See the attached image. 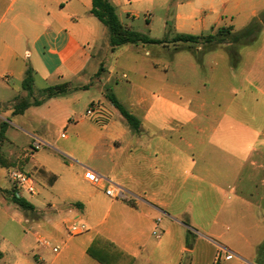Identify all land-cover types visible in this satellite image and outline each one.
Here are the masks:
<instances>
[{
    "label": "crops",
    "instance_id": "crops-1",
    "mask_svg": "<svg viewBox=\"0 0 264 264\" xmlns=\"http://www.w3.org/2000/svg\"><path fill=\"white\" fill-rule=\"evenodd\" d=\"M217 1L222 6L229 0ZM174 7L173 27L178 34L201 35L223 26L225 21L233 23V32L244 34L250 27L249 35L258 34L247 46L249 50L253 48L252 54L241 58L236 64L239 70L235 72L232 67L230 74L233 77L244 69V81L258 92L254 102L263 106L264 23L258 17L264 14V5L253 8L241 30L235 25L238 14L229 8L223 13L218 12L216 0H179ZM91 9L92 0H0V85L1 89L17 94L10 101L3 91L0 92V121L7 124L0 143V156L7 165L9 177L13 170L24 172L31 161V157H11L1 152L6 142L11 143L7 137L11 127L37 139L35 130L25 127L26 116L30 111L35 115L42 108L61 111L74 127L84 124L87 122L85 117L77 121L70 118L73 116L70 107L73 98L78 92L94 86V80L106 86L111 82L107 69L105 77L100 78L94 76L97 70L88 71L94 59L92 50L96 48L101 32V22ZM255 21L259 27L251 28ZM128 46L138 47H123ZM102 49L101 46L99 50ZM152 66L157 68L158 63L152 61ZM29 68L33 75L31 102L42 90L53 85L69 83L71 91L47 98L39 105L32 104L22 114H15L13 106L17 99L28 96L23 80ZM84 78L86 83H81ZM133 88L138 94L130 101L129 111L142 119H139L138 132L112 121L110 112L107 114L101 104L107 100L106 93H102L101 99L90 101L98 115L86 128L89 137L94 139L109 132L114 143L112 153L119 152V155L101 158L107 159L109 165L111 180L108 181L121 188L124 195L107 196L105 190L109 184L91 185L84 178L86 170L79 176L70 173L67 186L60 192L57 187L60 176L52 170V162L47 158L41 164H33L31 169L50 185L49 190L37 184V192L31 195L15 182L11 190L0 187L8 201L7 209L0 204V264H180L179 257L183 253L189 255L186 264H213L218 253L222 255V264H264V259L257 253L264 235L256 237L258 230L237 234L245 242L260 241L255 248L256 244L252 245L254 250L249 253L248 249L230 240L225 243L224 233L220 231L227 223V216L236 217L235 205L249 202L248 198L253 194L248 192L253 188H261L257 200L264 202V125L254 131L255 128L241 119L236 125L228 123L238 127V140L234 143L241 145L244 137L253 135L252 143H246L245 149L241 147L240 153L221 148L232 157H195L190 154L194 149L191 142L197 135L201 144L204 128L198 122L197 114L181 102V94L175 93L173 86L170 91L167 77L161 75L150 79L135 75ZM202 108L203 105H199L200 111ZM234 111L236 119L247 113L248 108ZM10 116L13 118L8 124L6 120ZM251 118L256 119L255 115ZM62 137L68 135L62 134ZM123 143H127L125 148L130 151L129 157H119ZM252 152H255L253 157ZM71 160L69 168L78 163ZM235 164L236 168L232 167ZM184 168L189 169L188 174L180 180L179 174ZM20 188L24 190L23 194L19 192ZM13 192L33 208L21 209L11 199ZM218 199L222 202L211 217L206 219L201 211L198 213L202 208L204 214L207 209L211 210V205H217ZM58 203L63 204L59 207ZM9 208L19 220L11 217ZM78 225H85L86 230L72 233L71 228ZM157 229L161 231L160 235L155 234ZM56 247L58 251L54 252ZM202 254L205 259L199 261L197 258Z\"/></svg>",
    "mask_w": 264,
    "mask_h": 264
},
{
    "label": "rangeland",
    "instance_id": "rangeland-1",
    "mask_svg": "<svg viewBox=\"0 0 264 264\" xmlns=\"http://www.w3.org/2000/svg\"><path fill=\"white\" fill-rule=\"evenodd\" d=\"M109 1L116 7V13L125 27H130L132 30L149 37L165 40L167 41V46L161 48L155 44H139L138 47H123L114 52L110 50L111 47L109 48L110 45L107 41L109 34L106 28L98 22L100 23L101 31L100 35H98L99 39H97L98 48L96 46L92 50L94 59L88 71L95 72L97 70L94 76L95 78H100V76L105 77V69H107L110 72L111 82L106 86L103 82H96L93 78L96 84L91 86L89 90L78 92L73 98L74 100L70 104L73 116L70 118H74L77 121L85 117L87 122L74 127L72 122H69L67 119L65 120V116L61 111L52 112L46 111V108H42L35 115L30 111L26 116L27 122L25 127L30 130H35L37 139L33 140L26 132L16 127H11L7 133V137L11 143L6 142L1 152L5 156L31 157V161L24 168V172L32 176L38 184V187L44 186L47 190L50 189V185L46 184L38 172L31 169L33 164H41L47 158L52 162V170L56 172L57 176H60L57 186L59 190L61 189L60 192L64 191L63 187L65 188L67 186V176L70 173L79 176L86 168L92 169L96 173L111 180L108 176L109 165L107 159L101 157H118L119 152L113 155L112 147H114V143L109 136V132L103 134L101 137L97 136V139L89 137L86 128L88 123L90 121L93 122L98 114L96 110L93 111L92 115H88L87 112L88 110H93L91 100L96 101L101 99L103 97L102 93L109 91L114 93L122 101L124 106L130 110V101L135 99L136 94H138L137 90L133 88L135 75H145L150 79L164 75L169 81L170 91L173 86V91L181 94V102L184 106L188 105L187 107L197 114L198 122L201 123L204 132L201 134L200 145V138L197 135L195 141L191 142L194 145V149L190 152L191 155L194 154L195 157H232L221 148L235 152L238 150L240 153L241 147L245 149L246 143L249 142L251 144L253 135L251 137H244L243 142H240L241 145L237 142L234 143L238 140V137H236L238 127L228 123L232 122L236 125L241 119L245 124L250 125L252 129L255 128L254 131H257L264 125V105L261 106L254 102L253 98L258 95V92L244 81V66H240L243 69L241 74H233L232 77L230 73L232 72V67L235 68V72L239 70V65L237 66L236 64L241 58L252 54L253 48L249 50L248 47L256 40L258 34L256 32L250 35L249 33L233 32V23L231 21H225L223 26L212 29L211 32L201 34L204 36L210 34L215 35L216 39L210 43L202 41L193 46L185 43H173L172 40L178 34L173 27L175 21L174 6L179 0ZM216 2L218 3V12L222 11L223 13L224 9L229 8L238 14L236 15L237 20L235 21L237 30L243 29L248 20L247 16L250 15L255 6L262 8L264 5V0H229L226 5L224 4L222 6L221 2L217 0ZM258 18L264 23V14ZM220 29L224 32L221 35L218 34ZM227 30L230 33H227ZM217 40H220V42H217ZM101 46L103 49L99 50ZM243 47H247V49L243 50ZM147 51L149 52L148 54L146 53ZM152 61L158 63L157 68H153ZM81 83H86V79L84 78ZM1 91L4 92L5 97L10 101L17 96L12 90L5 91L1 89L0 85ZM235 94L237 95L235 96ZM41 98L39 94L34 99L40 100ZM104 101L101 104L107 114L110 112L112 121L121 125V127H128L129 125L122 118L119 111L108 100ZM199 105H203L201 111ZM241 108L244 110L248 108V112L241 114L240 117L237 116L235 119L234 110H241ZM253 115L256 117L255 120L251 118ZM12 118L10 116L6 122L8 124L12 122ZM139 119L142 120L141 118ZM2 123L0 121V129ZM190 131L193 133L192 128ZM62 134L68 135V137L63 138ZM190 137H193V135H190ZM173 138L175 137L173 136ZM94 140H97V142H93ZM34 141H38L41 144V148L36 151H31V146ZM126 144L123 143V152L119 157H129L130 151L125 148ZM183 145L182 147L185 148V144ZM254 146L256 147L257 144H254ZM254 153L252 152L251 157H253ZM262 157H264V153H262ZM70 158L78 162L72 168L68 167L72 161ZM204 162L202 161V163ZM232 167L236 168V164L234 166L232 165ZM188 170V168H184L182 173L180 172V180L186 178ZM183 171H186V173L183 174ZM13 185L14 182L8 176V169L0 164V187L11 190ZM20 189L19 192L23 194L24 190L22 188ZM249 193L253 194L248 198L249 202L235 205L236 217L233 219V217L227 216L226 225L224 224L225 226L220 228V231L224 233L223 241L225 243H228V240H230V242L239 245L241 248L248 249V253L249 251L252 252L260 241H258L259 243L249 240L245 242L237 234L241 231L246 232V230L247 234L258 230L256 237L260 238L264 235V202H258L257 200V195L261 193V188H253ZM217 202L218 204H212L211 210L207 209L205 214L204 208L200 209L198 213L201 211L206 219L207 217H211L222 200L218 199ZM0 204L4 209H7L8 201L3 197L1 191ZM62 204L58 203V206L60 207ZM10 207L13 206L11 205ZM8 212L11 214V217L15 218L12 215L13 211L11 209ZM193 212L195 214V211ZM222 215H224L223 212L221 214L223 218ZM19 217H22V215ZM15 220H19V218L16 217ZM255 222L257 223V227L254 225ZM251 227L253 229L248 230ZM187 232L188 235H191L190 230H187ZM155 233L156 235H160L161 231L157 229ZM191 239V236H189L190 241ZM184 245L188 246V243ZM252 245H254V248ZM171 248H173V245H171ZM257 253L263 260V250L261 251L259 248ZM203 255L197 259L199 261L202 259L203 261L205 259ZM216 257L222 258V255L218 253ZM188 261V254L183 253L180 255V264H186ZM220 262L223 261L221 260ZM216 263H219L217 258H215L213 264Z\"/></svg>",
    "mask_w": 264,
    "mask_h": 264
},
{
    "label": "trees",
    "instance_id": "trees-1",
    "mask_svg": "<svg viewBox=\"0 0 264 264\" xmlns=\"http://www.w3.org/2000/svg\"><path fill=\"white\" fill-rule=\"evenodd\" d=\"M91 13L107 28L109 34V45L112 51L126 46V45H139V44H166L167 41L154 39L145 34L132 30V28L125 27L120 21L116 8L113 6L109 0H92ZM258 21L253 22L250 26L256 27ZM250 29V27H249ZM249 29L245 30V34L248 33ZM222 29L218 32L221 35ZM224 33V32H223ZM222 37V36H221ZM216 39L215 35H192V34H177L172 40L173 43H185L190 46L197 45L204 41L205 43H210ZM222 39V38H221ZM220 42V40H217ZM33 87V75L32 70L29 68L25 73L23 80V88L28 92V96L25 98H18L13 106V111L15 114H22L29 106L32 104L39 105L43 100L47 98H52L60 95H65L71 91L69 83H61L57 85L50 86L40 92L41 99H35L33 102L30 100ZM109 91V90H108ZM107 100L116 108L121 116L125 119L130 129L133 132H138L140 130V120L133 115L111 92L106 93ZM7 127L6 123H2L0 129V143L4 139V132ZM0 164L7 166L3 158L0 156ZM12 201L18 205L21 209L27 210L32 209V205L28 203L25 199L17 196L16 192L11 195ZM260 250L264 252V243L259 247Z\"/></svg>",
    "mask_w": 264,
    "mask_h": 264
},
{
    "label": "built area",
    "instance_id": "built-area-1",
    "mask_svg": "<svg viewBox=\"0 0 264 264\" xmlns=\"http://www.w3.org/2000/svg\"><path fill=\"white\" fill-rule=\"evenodd\" d=\"M88 115H91L93 113V110H88ZM64 136V135H63ZM41 148V144L38 141H34L32 146H31V151H36ZM10 179L17 183L19 186L23 187L25 191H27L29 194L33 195L37 192V183L36 181L32 178V176L28 173L18 171V170H13L10 172ZM84 178L87 180L88 183H90L93 186H101L103 183H108L109 186L106 187L105 193L109 197H122L124 195L123 191L119 187L113 186L108 179L103 177L102 175L96 173L92 169H86L84 173ZM158 222L160 219L157 220ZM86 230L85 225H78L74 226L71 228L72 233L78 234L82 233L83 231ZM156 234V233H155ZM44 241V240H43ZM45 243H48L47 241H44ZM221 251L224 252L223 249L220 248ZM54 252L58 251V248H53ZM219 263L216 264H222L221 257H216Z\"/></svg>",
    "mask_w": 264,
    "mask_h": 264
}]
</instances>
